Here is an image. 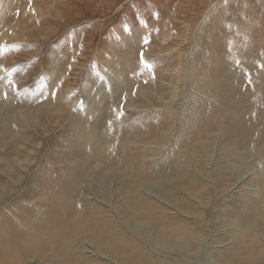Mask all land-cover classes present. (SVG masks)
<instances>
[{"label": "rangeland", "instance_id": "1", "mask_svg": "<svg viewBox=\"0 0 264 264\" xmlns=\"http://www.w3.org/2000/svg\"><path fill=\"white\" fill-rule=\"evenodd\" d=\"M185 1L10 0L0 243L70 176L125 243L82 264H264V0Z\"/></svg>", "mask_w": 264, "mask_h": 264}, {"label": "bare ground", "instance_id": "2", "mask_svg": "<svg viewBox=\"0 0 264 264\" xmlns=\"http://www.w3.org/2000/svg\"><path fill=\"white\" fill-rule=\"evenodd\" d=\"M184 1L185 0H183V2ZM197 1L198 3L201 2L200 0ZM10 4V0H0V30L3 29L4 24V16H1L3 15L4 11H8V8H10ZM188 5L192 4L188 3ZM201 5L202 4H198V8ZM201 7L202 9H204L203 5ZM67 12L70 13L68 9ZM184 12L185 11L183 9L179 11L180 14L185 15ZM60 17L65 20L68 17V14L67 16L62 15ZM77 17L78 16L74 15V19H76ZM118 145L121 147V144L118 143ZM69 177L70 176H56V179L54 178V181H51V183H49L48 186H50L51 189L60 192L58 195H56L58 196V198H60L55 199L50 197L46 199L47 202L45 203H49V205H52V207H50L49 217L46 218L47 221H36L35 223L21 225L19 224V220H17V217H23L22 213H6L11 218V222L8 225L10 240L0 243V264H46L52 261H56L55 263L57 264H82L81 258L78 257V254L82 251V242L94 240L100 241V239L106 240L110 243L109 248L108 246L103 247L105 252H110V256L112 252L117 259H121L120 261H122V259L126 256L124 255L125 243H122L119 239H117L116 236L112 234V229L109 230L110 227L106 226L104 224L105 222L103 223L102 219L103 217L105 218L103 212L101 213V215H98L100 214L99 212L97 214L98 218L96 217V219L90 217L89 214L94 211L96 212L97 210L93 207L89 208L86 204V200L83 197L76 198L74 196L73 187L72 185L68 184L66 179ZM72 195L75 198L74 201L71 198ZM60 207L70 209L72 211L71 215H69L70 213L63 216L51 215L52 213L54 214L57 209H60ZM38 218L40 217H37V219ZM43 229H45L46 231H41ZM74 259H77L81 263H74Z\"/></svg>", "mask_w": 264, "mask_h": 264}]
</instances>
